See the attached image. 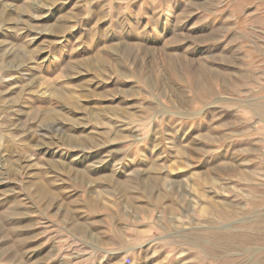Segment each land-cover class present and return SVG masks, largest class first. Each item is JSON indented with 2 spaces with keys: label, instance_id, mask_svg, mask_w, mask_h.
<instances>
[{
  "label": "rangeland",
  "instance_id": "1",
  "mask_svg": "<svg viewBox=\"0 0 264 264\" xmlns=\"http://www.w3.org/2000/svg\"><path fill=\"white\" fill-rule=\"evenodd\" d=\"M0 264H264V0H0Z\"/></svg>",
  "mask_w": 264,
  "mask_h": 264
}]
</instances>
